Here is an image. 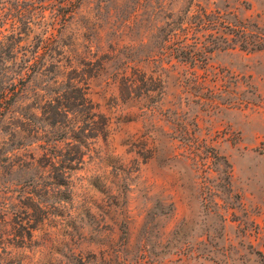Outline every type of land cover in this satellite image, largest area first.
<instances>
[{
  "label": "rangeland",
  "instance_id": "1",
  "mask_svg": "<svg viewBox=\"0 0 264 264\" xmlns=\"http://www.w3.org/2000/svg\"><path fill=\"white\" fill-rule=\"evenodd\" d=\"M50 62L0 124V264H263L264 0H84Z\"/></svg>",
  "mask_w": 264,
  "mask_h": 264
},
{
  "label": "trees",
  "instance_id": "2",
  "mask_svg": "<svg viewBox=\"0 0 264 264\" xmlns=\"http://www.w3.org/2000/svg\"><path fill=\"white\" fill-rule=\"evenodd\" d=\"M83 1L0 0V124L35 75L55 70L56 65L48 63V60L58 52L59 37L76 16ZM189 7L172 22L174 37L183 35L181 32L185 30L184 19L190 11ZM199 18L197 25L204 17ZM262 47V44L256 46L257 49ZM178 53L182 57L188 53L191 61L196 63L202 52L199 42L195 41L189 51ZM207 59L205 57L203 61ZM67 87L71 85L67 84ZM71 92L76 94L68 96L64 93L51 99L47 107L43 108L45 112L50 108L51 117L48 120L52 129L58 130L62 126L59 117L84 112L82 107L87 104V100L82 88L73 87ZM72 137L81 141L77 135L73 134ZM224 161L229 166L228 161ZM260 257L264 264V254L260 253Z\"/></svg>",
  "mask_w": 264,
  "mask_h": 264
}]
</instances>
